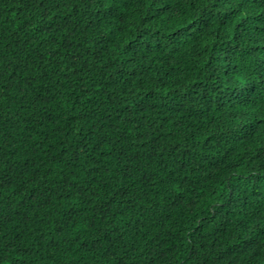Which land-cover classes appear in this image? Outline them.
<instances>
[{
    "label": "trees",
    "instance_id": "16d2710c",
    "mask_svg": "<svg viewBox=\"0 0 264 264\" xmlns=\"http://www.w3.org/2000/svg\"><path fill=\"white\" fill-rule=\"evenodd\" d=\"M0 264H264V0H0Z\"/></svg>",
    "mask_w": 264,
    "mask_h": 264
}]
</instances>
